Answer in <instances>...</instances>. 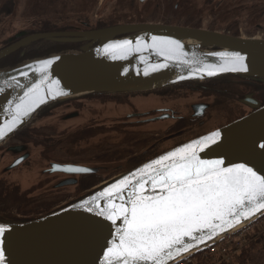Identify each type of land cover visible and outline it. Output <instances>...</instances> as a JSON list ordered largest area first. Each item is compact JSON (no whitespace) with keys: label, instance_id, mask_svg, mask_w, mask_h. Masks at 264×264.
Masks as SVG:
<instances>
[{"label":"flooded vegetation","instance_id":"af4514ba","mask_svg":"<svg viewBox=\"0 0 264 264\" xmlns=\"http://www.w3.org/2000/svg\"><path fill=\"white\" fill-rule=\"evenodd\" d=\"M18 1L25 0H0V17L12 14ZM27 1L39 3L35 16L63 12L69 23L31 24L8 34L0 51L39 33L141 24L264 39V0ZM55 45L78 50L82 43L36 40L20 45L0 59V71L49 57ZM257 103L264 104V82L239 75L51 102L0 143V172L14 165L0 176V221H31L64 209L117 177L253 112Z\"/></svg>","mask_w":264,"mask_h":264},{"label":"water","instance_id":"95a60500","mask_svg":"<svg viewBox=\"0 0 264 264\" xmlns=\"http://www.w3.org/2000/svg\"><path fill=\"white\" fill-rule=\"evenodd\" d=\"M36 40L82 45L77 51L49 56L0 71V89H3L0 91V130L4 133L0 137V143L23 127L40 108L67 97L145 91L181 81L204 80L220 75H239L264 82L262 38L237 37L181 26L122 25L90 31L34 34L20 44L1 50L0 59L20 45ZM125 40L133 42L126 54L114 55L109 50L110 46ZM161 49H164L163 54ZM168 49L173 50L171 55L168 54ZM235 53L244 58L243 64L247 71L241 70L239 66L233 70L231 61ZM46 60L53 63L42 73L41 62ZM221 68L224 70L220 71ZM209 71L214 74L208 75ZM34 85H40L39 95L43 96V102L37 101L27 116L21 117L19 122L9 127L16 105L29 99L25 94L31 95L30 90ZM252 106L255 108L253 112L202 136L219 133L215 143H210L199 153L202 159H223L225 167L246 164L258 174L264 175V104ZM19 149L20 147L11 148L9 151ZM148 163L45 217L31 221H0V226L5 229L0 236V250L3 251L0 264H105V253L116 240V228L122 225L119 221L117 225H113L111 221L98 215L101 208L107 207L106 198H100L92 204V211L82 202ZM13 166L3 169L0 176L9 172ZM262 216L264 209L247 219H241L240 223L231 228L217 230V234L211 239H206L187 252H181L166 264H175L184 256L198 252Z\"/></svg>","mask_w":264,"mask_h":264},{"label":"snow or ice","instance_id":"6c2138e0","mask_svg":"<svg viewBox=\"0 0 264 264\" xmlns=\"http://www.w3.org/2000/svg\"><path fill=\"white\" fill-rule=\"evenodd\" d=\"M132 43L125 40L110 46L109 50L114 55H124ZM172 51L168 49V54ZM163 53L164 49H161ZM233 56V70L239 66L247 71L244 58L239 53ZM52 63L51 60L42 61L40 71L44 73ZM213 74L208 72V75ZM40 91V85H34L31 95L25 94L29 99L16 105L9 127L27 116L37 101L43 102ZM3 134L0 130V137ZM218 136L219 133L214 132L182 145L82 202L92 211V204L106 198L107 207L101 208L98 215L113 225L118 221L122 225L116 228V240L105 253V264H166L181 252L211 239L217 230L231 228L241 219L264 209V175L246 164L225 167L223 159L200 157L199 153L210 143H215ZM4 231L0 226V236ZM2 260L3 251L0 250V262Z\"/></svg>","mask_w":264,"mask_h":264},{"label":"rangeland","instance_id":"374dc122","mask_svg":"<svg viewBox=\"0 0 264 264\" xmlns=\"http://www.w3.org/2000/svg\"><path fill=\"white\" fill-rule=\"evenodd\" d=\"M38 4L36 2L32 1H18L14 3V10L12 14L10 15H4L3 17H0V43L2 40L7 37L8 34H12L15 31H18L22 28L29 27L31 24H37L41 21L48 22L50 26L55 24H63L67 25L69 23L68 18L66 15H63L65 13H49L48 14H42L35 16L36 14L35 10H38ZM79 8H82V5H79ZM30 10V11H29ZM43 23L41 24L43 26ZM40 25V24H39ZM259 223H262L264 226V216L259 218ZM258 219V220H259ZM257 225V224H256ZM257 226L260 227V224ZM254 227V226H253ZM238 230L236 232V236H234L235 241H243L245 238V235L250 232L252 229L247 230ZM246 239V238H245ZM238 252L235 253L237 255Z\"/></svg>","mask_w":264,"mask_h":264},{"label":"trees","instance_id":"16d2710c","mask_svg":"<svg viewBox=\"0 0 264 264\" xmlns=\"http://www.w3.org/2000/svg\"><path fill=\"white\" fill-rule=\"evenodd\" d=\"M77 51L72 45H55L48 56L64 53L68 51ZM46 57V56H43ZM260 219L246 225L242 230L252 229L245 235L244 245L237 255H234L229 264H264V226L259 223ZM260 224V227L257 226ZM254 226V227H253ZM198 264H209L200 261Z\"/></svg>","mask_w":264,"mask_h":264},{"label":"built area","instance_id":"2783aa9c","mask_svg":"<svg viewBox=\"0 0 264 264\" xmlns=\"http://www.w3.org/2000/svg\"><path fill=\"white\" fill-rule=\"evenodd\" d=\"M236 232H230L225 236L215 240L205 248L194 254H189L179 259L175 264H198L204 261L209 264H229L236 252H239L244 245L242 241H235Z\"/></svg>","mask_w":264,"mask_h":264}]
</instances>
